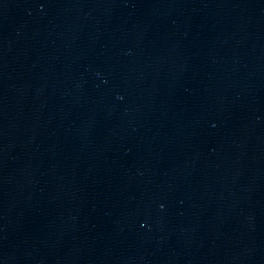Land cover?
<instances>
[{
    "label": "water",
    "instance_id": "water-1",
    "mask_svg": "<svg viewBox=\"0 0 264 264\" xmlns=\"http://www.w3.org/2000/svg\"><path fill=\"white\" fill-rule=\"evenodd\" d=\"M0 264H264V0H0Z\"/></svg>",
    "mask_w": 264,
    "mask_h": 264
}]
</instances>
